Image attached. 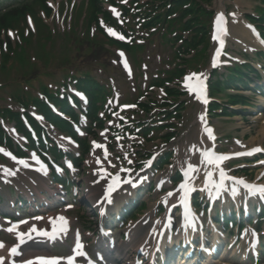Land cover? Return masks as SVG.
Instances as JSON below:
<instances>
[{"label": "rangeland", "instance_id": "rangeland-1", "mask_svg": "<svg viewBox=\"0 0 264 264\" xmlns=\"http://www.w3.org/2000/svg\"><path fill=\"white\" fill-rule=\"evenodd\" d=\"M3 4L5 3L4 0H2ZM28 0H24L23 3L20 5H23L27 3ZM53 13L49 16H44V13L40 9L37 14H33L29 16L26 19V22L23 23L22 21H19L16 24V29L19 31L21 30V33L24 31L26 34L29 35V40L32 38V36L35 38L36 31L40 32L42 36H46L49 34L50 30L47 29L46 24L50 25L51 28L56 29L58 32H63L66 27H69L71 24V18L74 16L75 21L77 17L84 16L86 11V0H49ZM214 9L216 11V16L221 11V6L225 5L226 8L229 9L230 13H237L240 15V18H235L232 26V37H231V46L232 49L236 48L242 52V47H240L239 42L237 39H235V36H233V32L236 33H244L246 37V42H248L251 45V48L259 49L263 48V46L259 43V41L255 42L252 40V35L248 32V30H244V22L245 16L247 13L255 14L257 12V8L260 7L261 1L259 0H225L223 1V4L219 3L218 0H214ZM76 4V5H75ZM16 5V4H15ZM75 5V8L73 10V6ZM3 6V5H1ZM81 6V7H80ZM91 6V5H90ZM4 9H1L3 11ZM79 10V11H78ZM78 11V12H77ZM88 12V11H87ZM33 20V23H32ZM82 20L80 23L76 21L77 28L81 32L86 30V25L83 26ZM243 25H242V24ZM83 27V29H82ZM10 31L12 35L9 36H0V47H2V41H7V39H10L14 43L19 42V34L18 31ZM82 34V33H80ZM3 39V40H2ZM245 42V39H243ZM58 44L55 46H52L50 48H46L42 42L37 39L35 43L32 44L33 51L31 52L28 50V55L31 57V62L24 60L23 57H20L13 61L12 67L9 71L7 70H0V84L5 83L8 81V79L12 76L18 75L20 76L22 72H24L29 67L33 66L32 62L34 60H37V65H41V67H49L52 65L51 59H52V53L58 54L60 52L59 44H63V50L66 52L68 50L69 40L66 36H62L59 34L57 37ZM108 49V60L111 63V66L109 67L108 71L106 73H102L101 70L96 69L94 77L97 79V81L105 82L107 81L108 84L112 87L113 90V96H111L110 99L114 98L111 102H109V108L108 113L115 112L113 114L111 121H117L116 125L118 124V118L120 115L122 117H125L124 113H118V105L121 103L132 102L133 99H135V89L136 87H139L138 90L144 91L148 86H150V81L153 78L158 77L160 73H158L160 70H172L174 68V65L177 62V59L175 58V53L173 50V47L168 43L165 45H161L160 41H157V43H153L148 46V49L146 51V56L150 55L149 62L150 66L147 69L145 73V78H140L136 82H134V74L136 76H140L141 72L144 70V68L148 65V62L145 61V49L143 46H135L133 48H130L127 52L128 54H131L132 59L130 58V61L133 65V71H127L123 70L121 67L120 59L121 55L119 50L115 49L114 47H107ZM132 50V51H131ZM131 51V52H130ZM213 52V48L210 47L208 53L209 57ZM243 53V52H242ZM204 56L206 53H203ZM202 54V56H203ZM104 56V55H103ZM193 56V54L191 55ZM209 59L208 62L205 60V57L201 59L198 57L195 60H191V62L188 63V66L190 67H197L200 64H205L202 68H196L195 71L198 72H207V68L209 67ZM41 60V62L39 61ZM254 60H257L254 56ZM262 61V60H259ZM259 61L257 66L259 68ZM200 64L198 65V63ZM46 65V66H45ZM115 66V68H114ZM45 71L54 72V76L49 77L46 80V83H53V85L59 86L60 81H64V73L58 72L54 66L52 68H45ZM105 72V71H104ZM193 72V71H192ZM10 76V77H9ZM182 80V78H181ZM181 80H179L181 82ZM50 81V82H49ZM128 82V85L124 84V82ZM179 81H175L174 83H171L172 87H176L179 85ZM35 88H39V83L36 82L34 84ZM182 90V89H181ZM23 89L18 86L17 84H11L7 89H4V91L1 94V100L0 103L4 104L6 103L9 106H12L15 108V104L11 101V96L16 95L17 93L22 92ZM123 91L127 94L123 95ZM221 94V92H220ZM218 95L219 99L223 101L224 103L227 102V93H222L221 95ZM152 98L155 100H158L159 102H163L164 99H168L167 96L160 94L159 92H154L153 95H151ZM188 100L191 103H194V100L190 98L189 95H186V97H183L181 100ZM171 101V100H168ZM171 103V102H170ZM240 106H238L237 109H239ZM159 108V107H158ZM168 110L167 107H162L160 111L164 112ZM159 110L156 111L157 113L160 112ZM198 111H201L200 105H195L193 110L186 111L184 113L185 121L182 123L185 124L183 126L184 130L187 129L191 131L187 137H185L184 141L187 139L194 140V134L198 133V128L196 126H192L191 124L196 122V113ZM153 115V114H151ZM163 115V114H162ZM193 116V117H192ZM135 117L137 118V114H135ZM154 117V115H153ZM152 117V118H153ZM166 116H163L165 119ZM253 116L243 117V116H236L233 118H225L224 116H216L213 120V125L218 127V130L220 134L225 137L228 134H231V136L234 138L233 141L225 142L222 141L221 144L225 148V145H232L233 147H237L238 145L234 143V140L239 139L243 140V136H245V143L247 146H251L254 143H262L264 142V135L262 134V129L264 128V119L257 120L253 122ZM187 118H189V122H187ZM169 124L168 122H166ZM8 124V123H7ZM14 124H10L11 132L12 127ZM88 122H85L83 126H87ZM107 126V124H106ZM53 135V132L50 131ZM56 134V133H55ZM58 135V134H56ZM54 136V135H53ZM59 136V135H58ZM17 137L22 138L20 134H17ZM230 138V137H229ZM232 139V138H231ZM17 142V141H16ZM24 141L19 142L18 144H22ZM153 143H150L148 147L152 146ZM113 157L112 160L115 161L116 158L126 155L131 150L132 143L130 141H127V139L124 140L122 138L119 143L115 144L113 143L111 145ZM185 147V146H184ZM152 148V147H151ZM73 152V154L79 153L77 149L70 150ZM7 150L5 152H1L0 155L3 157V159H0V205L5 206L7 203L9 204H16L18 207L21 206V202L26 198L30 202H36L38 207H42L43 205L46 207L49 205L54 206L61 202V199L58 198V191L54 188H52L48 180L42 179L40 176L36 175L35 173L29 172L23 165L19 163H14L9 159ZM189 154H194V156L189 155L188 157L184 155L181 159H176V164L173 165V167L185 165V163L190 162L193 164H196L195 162L197 155L193 152H190ZM92 159V155H89L83 164L76 170V174L78 176H74L76 178V182L80 184V191H81V199H83V202H79L80 205L77 204H68L64 207H61L58 210H55L53 212L48 211L47 214L43 217V219H39L38 221L33 222L32 224H36L34 227L38 228V230L46 229L49 231V233L52 232L53 227H59L60 225L64 224L63 221L58 220V217H64L67 221L68 229H66L65 232H70L69 235L71 237V234L73 233L76 235L78 232H81L82 238L88 242V246L91 249H95L100 242H102V239L99 236H95L97 234L98 224L100 223V220L97 219L95 216L96 208L89 207V209H85V201L84 196L88 198L87 195H93V193L98 194L99 199H103L104 197V187L106 179L103 176H100L97 172V167L94 166ZM2 160V161H1ZM129 160V158H128ZM85 167V168H84ZM8 169H11L13 172H15V175H7L5 174ZM264 171V168L262 169ZM262 171V172H263ZM174 175V172L171 173ZM166 176H169L167 174ZM72 179V178H71ZM70 179V180H71ZM170 183H166L168 186ZM170 187V186H169ZM171 188V187H170ZM169 188V189H170ZM28 196H30L33 199H29ZM53 196H56L53 198ZM63 196V195H62ZM71 196V192H70ZM128 196V193H122L119 196L118 203L121 202L123 198ZM151 200L147 202L146 206H144L141 210H138L137 213L134 215V211L132 207H129L125 209L127 216L123 217L121 221H126L124 225L127 229L129 228L131 230V237L127 242H122L121 246H125V248H122L124 253H128L130 256H133L136 252V239L138 240L140 237H143L150 228L154 225L155 228H160L162 224V220L164 218V211L160 210L161 208L158 207V203L163 198L159 195V193H152ZM159 197V199H158ZM36 199H39L38 201H34ZM71 199V197H70ZM79 201V200H78ZM118 205L116 204V200L113 203V205L109 208L108 215H113L112 217V223L118 218V215H124V211H121L117 209ZM101 210V207H100ZM99 210V211H100ZM132 211V213H131ZM133 215V216H132ZM132 216V217H131ZM55 220L56 223L53 225L52 221ZM157 220V221H155ZM114 224V223H113ZM11 225V224H9ZM32 226L29 225L26 227V230ZM146 226V228H145ZM70 227V229H69ZM139 228V232H141L140 235L136 238V232L135 229ZM10 228V227H9ZM66 228V227H65ZM145 228V229H144ZM141 229V231H140ZM121 232V230H118L117 233ZM158 232V231H157ZM95 238V239H94ZM129 241V244H128ZM0 242H2L3 247H0V257L3 258V264H9L8 261V249L10 247H20L19 245L21 242L18 240L17 235L14 234V232H9L8 230H2L0 229ZM70 245H72L73 241H69ZM51 244V243H49ZM57 244V243H56ZM46 245V244H43ZM24 246H27L24 244ZM30 248L27 246V249L24 248V253L20 252V255L16 258L17 261L25 260V259H34L35 256H46L49 258L54 256H67L70 251L66 248V243L63 245L54 246L51 251H45V252H34V250L28 249ZM15 256V255H14Z\"/></svg>", "mask_w": 264, "mask_h": 264}, {"label": "snow or ice", "instance_id": "snow-or-ice-1", "mask_svg": "<svg viewBox=\"0 0 264 264\" xmlns=\"http://www.w3.org/2000/svg\"><path fill=\"white\" fill-rule=\"evenodd\" d=\"M112 11L114 13L116 12L115 9H112ZM117 15H118V13H117ZM232 15H235V14L233 13ZM222 22L224 24H226V19H225L224 14L220 13V14H218L217 19H216V24H217L218 28H219V26L221 25ZM249 27H251V26H249ZM108 31H109L110 34L115 35V33L113 32L112 29H108ZM224 32L226 34V27L224 29ZM9 35H12V33H9ZM120 38L124 39V37H122V36ZM221 43H222V41H221ZM262 43H264V41H262ZM120 55L123 56V53H120ZM217 55H219V53H217ZM200 75H202V74H200ZM186 79L191 80L192 76H189ZM77 94L80 95L82 99H86L85 97H83L82 94H80V93H77ZM204 94H205V86H204L203 82H201L199 84L198 97L202 98L203 99V103L207 104L208 100L206 98H203ZM201 119L203 120V117H201ZM205 131L208 133L210 139H213V140L215 139V137L213 135V130L211 128L207 127V125H205ZM237 143H240V142L237 141ZM261 151H264V149H261L260 147H255V148L251 149L247 153H237L236 155H243V154L252 155L254 153L261 152ZM0 152H5V150L0 148ZM6 154L11 155L10 153H6ZM204 155L207 158V162L210 163V164H217L218 165L220 162H223V161H225L227 159H230V156L224 155V154H217V153H215V151H211V152L206 151L204 153ZM13 159H15V157H13ZM18 162L20 164H24L25 166H27L26 161H24V160H19ZM69 167H71V164H69ZM189 171H194V168H192L191 165L189 166ZM219 173H220L221 181H223L226 178L227 179H234L232 177H227V174H226V172L224 171L223 168H219ZM5 174H7V175H15V172H13L11 169H8ZM187 174L188 173H186V175ZM118 179H119V177H117V180ZM238 183L243 184L244 187L248 188L250 191L258 192L262 196H264V186H257V185H253V184H248V183H246L243 180H239ZM221 186H222V184H221ZM133 187H135V184H133ZM186 187H187L186 184H181L180 185L181 189H185ZM189 190H194V189H189ZM109 191H112L111 187L109 188ZM36 219H43V218L42 217H36ZM57 219L60 220V221H63L64 224H67V221H66V219L64 217L61 216V217H58ZM21 223H27V221H21ZM52 223H53V225H55L56 221L53 220ZM18 227H19V225H13L12 227L8 228L7 230L9 232H11V231L14 230V228H18ZM60 231H66V229L62 228ZM33 232H35V234L37 236H43V237H46L48 239H53V240L56 239L57 234H58L55 227H53V230H52L51 233H49L48 231H43V230L37 231L35 227H32L29 230V233L25 234V233L21 232V233L18 234L17 238H18V240L21 243L26 242V239H32L33 238V236H32ZM0 247H3L2 242H0ZM82 248H83V245L81 243L77 242L74 251L78 252V254H80V255L86 256V253H84L82 251ZM11 253L13 255H18L19 254L18 248L15 247V246L12 247L11 248ZM37 259L39 260L40 264H57V258L46 259V258L40 257V258H37ZM67 259L69 261V264H72L73 258L69 257ZM0 264H3V258L2 257H0ZM27 264H33V262L32 261H28Z\"/></svg>", "mask_w": 264, "mask_h": 264}, {"label": "trees", "instance_id": "trees-1", "mask_svg": "<svg viewBox=\"0 0 264 264\" xmlns=\"http://www.w3.org/2000/svg\"><path fill=\"white\" fill-rule=\"evenodd\" d=\"M212 0H163L162 6L164 12H158L159 8L157 6L153 7L151 12L153 13V23H174L176 20H170V16L175 12H180L181 18L190 17V20L186 22L188 29L192 27H197L200 34L205 32L207 22H208V10L204 7L203 3H211ZM161 10V9H160ZM205 19L203 21V17ZM1 21L6 22V16L0 17ZM198 39V38H197ZM1 88V85H0Z\"/></svg>", "mask_w": 264, "mask_h": 264}, {"label": "bare ground", "instance_id": "bare-ground-1", "mask_svg": "<svg viewBox=\"0 0 264 264\" xmlns=\"http://www.w3.org/2000/svg\"><path fill=\"white\" fill-rule=\"evenodd\" d=\"M219 1V3H221L222 4V2H223V0H218ZM224 12V7H223V9H222V11H221V13H223ZM262 132L264 133V128L262 129ZM255 145V144H254ZM25 261V260H24Z\"/></svg>", "mask_w": 264, "mask_h": 264}]
</instances>
